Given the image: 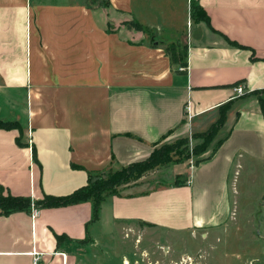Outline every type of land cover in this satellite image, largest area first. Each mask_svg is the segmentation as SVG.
<instances>
[{
    "label": "crops",
    "instance_id": "0c3cea01",
    "mask_svg": "<svg viewBox=\"0 0 264 264\" xmlns=\"http://www.w3.org/2000/svg\"><path fill=\"white\" fill-rule=\"evenodd\" d=\"M32 1L0 0V117L22 125L0 128L3 193L33 202L70 194L233 106L218 148L193 164L183 185L108 194L98 220L91 201L0 214V264H34L33 253L38 264H68L90 237L100 241L103 224L191 230L214 222L238 161L264 162V113L244 96L264 89V0H196L206 20L193 19L192 0H179L185 8L172 18L188 20L176 38L184 54L177 62L142 35L130 43L108 32L104 8L91 0ZM56 233L67 236L60 245Z\"/></svg>",
    "mask_w": 264,
    "mask_h": 264
},
{
    "label": "rangeland",
    "instance_id": "374dc122",
    "mask_svg": "<svg viewBox=\"0 0 264 264\" xmlns=\"http://www.w3.org/2000/svg\"><path fill=\"white\" fill-rule=\"evenodd\" d=\"M113 1L115 6L112 0L90 1V4L104 8L108 32L119 30L124 39H130V43L132 38L142 35L148 42L162 45L169 56L174 52L182 61L184 54L178 50L176 38L183 29L186 30L188 18L172 17L175 9L176 12H183V2L136 0L135 19L132 17V0ZM195 5H198L197 1L192 0L193 19L205 20V13ZM139 21L143 25L156 24L162 30L148 26L144 28ZM175 22L178 28L172 27ZM138 23L142 25L143 32L135 30ZM244 96L251 97L261 107L260 99H264V92L246 91ZM232 106L231 103L226 105L224 124L214 135H209V131L222 120L220 113L216 120L203 129H191L162 138L155 144L153 151L164 152L169 161L136 169L135 177L118 185L117 192L147 191L186 180L191 166L211 153L228 131L230 123L227 126L226 123ZM150 156L151 153L145 159ZM238 162L242 165L233 171L226 198L218 206L216 219L211 224L191 230L160 227L140 221H121L116 228L103 224L99 243L90 237L89 243L84 245L87 250L83 249L84 253H71L68 264H126V261L127 264H264V162L250 157ZM121 169L128 170L129 165L106 170L100 173L99 178L102 176L107 179ZM138 181L144 184L134 186Z\"/></svg>",
    "mask_w": 264,
    "mask_h": 264
},
{
    "label": "trees",
    "instance_id": "16d2710c",
    "mask_svg": "<svg viewBox=\"0 0 264 264\" xmlns=\"http://www.w3.org/2000/svg\"><path fill=\"white\" fill-rule=\"evenodd\" d=\"M195 6L196 7L199 6V10L205 13L203 8L199 4ZM204 18L205 20L207 19L206 13ZM136 27L137 29H142V25L140 23H138ZM170 58L174 62L180 61L178 57H176L174 52H172ZM238 82L234 84H237ZM259 91L263 92L264 89L255 90L256 93H259ZM260 101H261V109L262 112L264 113V99L261 98ZM227 104H230V102ZM227 104L220 107V117L222 120L211 127L209 131V135L210 134L214 135L224 124V120L226 117L225 107ZM0 128L2 129L18 128L21 130L22 125L18 121L4 120L0 117ZM221 141L222 140H219L217 146L213 149L212 153L215 152V149L218 148ZM167 161H169L167 154H165L164 152H160V150H154L151 152V156L149 158L129 164L128 170L121 169L115 171L107 179H103L101 176V178H99L95 182H92L93 179L92 177L90 178V181L86 186L80 187L70 194L67 195L44 194L42 199L36 200L34 202L30 196L13 195L11 193H7L6 195H4L3 188H0V214L9 215L16 211H26L27 213H30L32 209V203H34V205H36L38 208H48V207L68 206L84 201H91L93 207L92 220H98L100 218L101 205L106 195L116 194L117 186L123 183H127L132 176L135 177L136 174L134 172L136 169L148 168L152 165L157 166ZM186 181L187 179L179 180L178 183H173V184L183 185L186 183ZM56 237L58 239V245H60L62 241L67 238L66 235L64 234L61 235L58 233H56Z\"/></svg>",
    "mask_w": 264,
    "mask_h": 264
},
{
    "label": "built area",
    "instance_id": "2783aa9c",
    "mask_svg": "<svg viewBox=\"0 0 264 264\" xmlns=\"http://www.w3.org/2000/svg\"><path fill=\"white\" fill-rule=\"evenodd\" d=\"M235 91L237 92V94H239V95H241V94H244V91H245V87H244V85L243 84H238L235 88ZM192 167V166H191ZM35 211V210H34ZM35 214V212H33V215ZM34 254V260H33V262H34V264H38L39 263V258L38 257H36V256H38V253H33ZM63 256L65 257L66 256V254L65 253H63Z\"/></svg>",
    "mask_w": 264,
    "mask_h": 264
},
{
    "label": "water",
    "instance_id": "95a60500",
    "mask_svg": "<svg viewBox=\"0 0 264 264\" xmlns=\"http://www.w3.org/2000/svg\"><path fill=\"white\" fill-rule=\"evenodd\" d=\"M99 179V177H94L93 179H92V182H95L96 180H98Z\"/></svg>",
    "mask_w": 264,
    "mask_h": 264
},
{
    "label": "bare ground",
    "instance_id": "6f19581e",
    "mask_svg": "<svg viewBox=\"0 0 264 264\" xmlns=\"http://www.w3.org/2000/svg\"><path fill=\"white\" fill-rule=\"evenodd\" d=\"M128 263V261H126V264Z\"/></svg>",
    "mask_w": 264,
    "mask_h": 264
}]
</instances>
